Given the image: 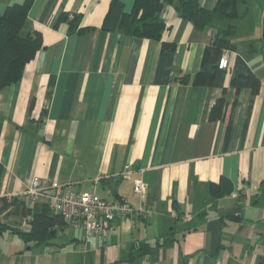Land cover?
I'll return each mask as SVG.
<instances>
[{
	"label": "crops",
	"instance_id": "obj_1",
	"mask_svg": "<svg viewBox=\"0 0 264 264\" xmlns=\"http://www.w3.org/2000/svg\"><path fill=\"white\" fill-rule=\"evenodd\" d=\"M24 1L0 0V16ZM193 1L211 10L219 0ZM244 1L229 66L203 87L193 78L224 20L198 30L176 2L165 5L161 40L175 49L163 54L161 41L119 31L134 0L111 9V0H32L21 32H37L42 48L0 91V198L31 207L22 193L37 176L152 211L136 225L116 222L105 240L82 241L75 229L72 239L83 243L91 264H264V0ZM64 13L79 16L82 30L57 24ZM248 73L261 81L254 96L243 79ZM221 97L224 118L210 121ZM222 177L233 191L219 198L208 184ZM137 179L146 185L143 195L133 191ZM232 205L237 212L222 213ZM8 218L29 231L27 219Z\"/></svg>",
	"mask_w": 264,
	"mask_h": 264
},
{
	"label": "trees",
	"instance_id": "obj_2",
	"mask_svg": "<svg viewBox=\"0 0 264 264\" xmlns=\"http://www.w3.org/2000/svg\"><path fill=\"white\" fill-rule=\"evenodd\" d=\"M116 1L111 0L110 9ZM174 2H176L175 9L180 17L191 23L195 29L203 30L211 27L215 18L224 20L226 23L224 27L215 31L211 42L205 47L200 68L193 78L194 85L210 87L215 77L217 62L221 53L223 51L233 52L236 49L230 39L237 31L234 21L239 16V5L245 1L219 0L213 9L208 10L193 0H134L131 11L123 14L119 20V31L135 38L161 41V52L163 54L174 51V44L161 40L165 24L160 18L164 6L171 5ZM31 3L32 0H25L22 4L9 6L0 16V91L21 78L25 65L42 48L41 36L37 32L25 35L21 32ZM68 16L69 13L61 14L57 24L67 22L71 32L81 31L82 29H79V16L73 15L72 19H68ZM261 39L264 48V17L262 19ZM243 79L250 89L251 95H256L261 87L260 79L253 73L246 74ZM189 80L188 76L179 78L182 83ZM231 85L234 87V81L231 82ZM235 94H237V90ZM235 103L236 96L227 122L225 137L228 135ZM226 107L223 97L216 100L209 111V120L223 119ZM208 189L213 196L222 198L232 193L233 185L230 180L222 177L217 183H209ZM3 214L6 217L13 216L19 219H27L29 231L23 232L18 226L9 227L5 223H0V230L9 229L23 239L34 241L36 244L44 242L55 235L56 228L67 226L62 216L53 213L44 203H36L28 207L24 201H18L16 198L9 201L6 197H2L0 198V216ZM150 250L151 246L149 244H141L140 251L142 254L148 253Z\"/></svg>",
	"mask_w": 264,
	"mask_h": 264
},
{
	"label": "built area",
	"instance_id": "obj_3",
	"mask_svg": "<svg viewBox=\"0 0 264 264\" xmlns=\"http://www.w3.org/2000/svg\"><path fill=\"white\" fill-rule=\"evenodd\" d=\"M72 18L73 15L69 14L68 19ZM228 66L229 52L223 51L217 62V69L225 70ZM133 191L137 195L145 193L146 185L143 180H135ZM22 195L31 205L44 203L53 213L61 215L67 225L81 232L82 241L93 238L105 240L116 234V222L129 218L132 225H136L139 217L152 214L148 208L134 210L125 201L106 200L96 194L79 192L56 181L37 176L31 178ZM237 197L236 193L232 194V198ZM12 198L7 199L10 201Z\"/></svg>",
	"mask_w": 264,
	"mask_h": 264
},
{
	"label": "rangeland",
	"instance_id": "obj_4",
	"mask_svg": "<svg viewBox=\"0 0 264 264\" xmlns=\"http://www.w3.org/2000/svg\"><path fill=\"white\" fill-rule=\"evenodd\" d=\"M0 223L17 227L16 219L0 216ZM77 235L73 227L57 229L55 235L36 244L14 234L9 229L0 230V264H91L83 250V243L75 244Z\"/></svg>",
	"mask_w": 264,
	"mask_h": 264
},
{
	"label": "water",
	"instance_id": "obj_5",
	"mask_svg": "<svg viewBox=\"0 0 264 264\" xmlns=\"http://www.w3.org/2000/svg\"><path fill=\"white\" fill-rule=\"evenodd\" d=\"M240 202H243V199L240 198L239 200ZM226 211H231V212H235V205H232L230 209H227V210H222V213H225ZM237 212V211H236Z\"/></svg>",
	"mask_w": 264,
	"mask_h": 264
}]
</instances>
